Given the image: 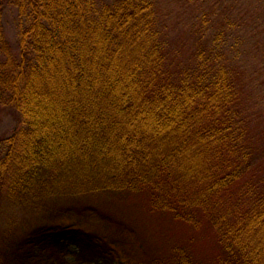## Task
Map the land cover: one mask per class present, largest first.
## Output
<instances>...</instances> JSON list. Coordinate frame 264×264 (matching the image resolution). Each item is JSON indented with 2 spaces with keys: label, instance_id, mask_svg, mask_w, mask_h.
Instances as JSON below:
<instances>
[{
  "label": "trees",
  "instance_id": "16d2710c",
  "mask_svg": "<svg viewBox=\"0 0 264 264\" xmlns=\"http://www.w3.org/2000/svg\"><path fill=\"white\" fill-rule=\"evenodd\" d=\"M191 1L181 60L159 0H0V192L37 219L0 264H264V0Z\"/></svg>",
  "mask_w": 264,
  "mask_h": 264
},
{
  "label": "rangeland",
  "instance_id": "374dc122",
  "mask_svg": "<svg viewBox=\"0 0 264 264\" xmlns=\"http://www.w3.org/2000/svg\"><path fill=\"white\" fill-rule=\"evenodd\" d=\"M198 5L199 1L190 2V0H159L157 5L163 24L162 28H166V32L175 50V57L181 60H187L197 47L198 39L195 34L196 28H194L193 21ZM19 25L20 17L17 8L8 5L2 15L0 29L3 32L5 40L14 52H18ZM22 125L23 119L15 109L0 105V139L10 137ZM262 140L264 142V138ZM263 145L264 143H259V146L262 147ZM59 203L63 205L65 202L59 201ZM108 208H111V206ZM13 221H16V231L19 233L28 228L29 222H32V224L37 223L33 212L30 213L29 211L15 208L7 202L0 192V236L5 234L9 227H11ZM73 222L75 221L62 220L59 223L67 224ZM168 224L169 226L161 220H158V222H147L148 234L159 240H161L162 236L163 239H166L165 236L172 235V229L171 231L169 229L173 224L170 221H168ZM83 226H86L88 229H94V224L84 223ZM184 232L185 229H183ZM75 250L74 247L70 248L71 253L67 257L69 263L74 261Z\"/></svg>",
  "mask_w": 264,
  "mask_h": 264
}]
</instances>
